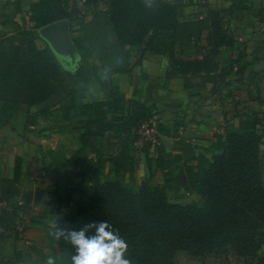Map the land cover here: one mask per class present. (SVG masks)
Returning <instances> with one entry per match:
<instances>
[{"label":"crops","instance_id":"1","mask_svg":"<svg viewBox=\"0 0 264 264\" xmlns=\"http://www.w3.org/2000/svg\"><path fill=\"white\" fill-rule=\"evenodd\" d=\"M36 1L0 0V33L14 36L13 22L20 27L26 22L32 30L31 12ZM65 1L69 6L74 2ZM110 1L96 0L86 6L84 31L73 34L74 39L87 35L85 25L104 12ZM153 1L178 6L181 24L204 22L201 44L206 51L210 50L208 12L219 11L234 47L221 49L215 60L219 66L216 75L171 76L169 56L152 54L146 50L147 45L129 48L127 69L121 72L111 66L99 67L85 58L79 70L63 69L65 83L54 98L32 113L29 107H23L24 114L50 111L54 112L52 116H41L39 126H30L25 137L14 130H21L15 123L0 127V221L3 214L9 217V224L0 222V264H46L49 257L54 264H72L71 257L63 256L51 242L48 231L60 215L74 210L80 191L93 192L96 178L102 183L118 178L135 192L149 182L163 188L171 203L201 207L203 198L192 189L188 175L218 154L215 134H224L226 129L241 131L254 120L258 129H264V0ZM149 40L150 35L145 43ZM42 41L36 40L39 49L46 48ZM184 50L192 54L195 47L189 45ZM72 91L81 106L119 95L123 111L109 110L110 123L123 112L131 114L135 103L148 108L153 117L137 132L138 139L132 146L125 144V135L119 136L113 129L90 139L85 161L65 167L81 132L72 133L69 122L61 121L65 116H56L55 111L70 108ZM147 130L152 131L156 142L146 135ZM161 148L164 151L158 165ZM17 160L21 170L15 181ZM260 163L264 174L263 154ZM25 212L30 213L27 224ZM176 258L177 264H249L232 252L207 258L180 252Z\"/></svg>","mask_w":264,"mask_h":264},{"label":"trees","instance_id":"2","mask_svg":"<svg viewBox=\"0 0 264 264\" xmlns=\"http://www.w3.org/2000/svg\"><path fill=\"white\" fill-rule=\"evenodd\" d=\"M179 15L178 6L165 2L111 0L104 12L97 13L85 25L87 35L74 41L84 59L99 67L111 66L116 72L127 69L129 48L147 45L146 50L152 54L169 56L171 76L216 75L219 66L215 60L221 49L235 45L233 37L224 30L221 13L208 12L209 51L201 44L204 22L181 24ZM63 20L71 21L72 34L84 31V18L77 7L69 6L65 0H37L32 5V30L26 22L20 27L9 19L16 34L0 33V127L15 123L21 130H14L25 137L30 126H39L41 116L53 115L50 111L31 113L59 94L66 68L48 45L45 49L37 47L36 40L41 38L35 30ZM189 45L195 50L185 54L184 48ZM70 97V108L55 111L56 116H65L61 121L69 122L67 127L72 133L81 132L65 167L85 161L90 139L113 129L119 136L125 135V144L132 146L138 139L137 132L153 117L148 108L135 103L131 114L123 112L110 123L109 110L123 111L118 104L119 95L107 101L92 100L84 106L76 102L75 91ZM24 106L30 108V114H24ZM263 137L264 129H258L256 120L241 131L226 129L224 134H215L218 154L188 175L192 189L203 198L201 207L171 203L163 188L149 182L135 192L118 178L105 183L96 178L93 192L80 191L74 210L60 215L49 228V239L63 256L72 257L76 248L70 233L84 231L93 236L100 222H107L108 230L125 241L123 258L129 264H177L180 252L193 258L232 252L249 264H264V174L260 163ZM163 151H159L158 165ZM148 166L150 169L149 161ZM20 170L21 162L17 160L15 181ZM8 219V214H3L0 222L9 224Z\"/></svg>","mask_w":264,"mask_h":264},{"label":"clouds","instance_id":"3","mask_svg":"<svg viewBox=\"0 0 264 264\" xmlns=\"http://www.w3.org/2000/svg\"><path fill=\"white\" fill-rule=\"evenodd\" d=\"M109 228L107 222H100L93 236L84 231L71 232V243L76 248V254L71 257L72 264H129L123 258L127 248L125 241ZM46 264H54L51 257Z\"/></svg>","mask_w":264,"mask_h":264},{"label":"water","instance_id":"4","mask_svg":"<svg viewBox=\"0 0 264 264\" xmlns=\"http://www.w3.org/2000/svg\"><path fill=\"white\" fill-rule=\"evenodd\" d=\"M35 35L49 46L64 68L70 71L81 68L84 57L75 44L70 20H63L35 30ZM261 150H264V146Z\"/></svg>","mask_w":264,"mask_h":264},{"label":"built area","instance_id":"5","mask_svg":"<svg viewBox=\"0 0 264 264\" xmlns=\"http://www.w3.org/2000/svg\"><path fill=\"white\" fill-rule=\"evenodd\" d=\"M96 0H74V2L72 3L71 6L77 7L78 10L80 11V16L84 17L85 13V8L87 5L91 4L92 2L94 3ZM99 1V0H98ZM103 1V0H100ZM105 1V0H104ZM108 7V6H107ZM107 7H105V10L107 9ZM146 135L152 138V141L156 142V138L153 136L152 131L151 130H147L146 131ZM25 216V223H28L29 217H30V213L29 212H25L24 213Z\"/></svg>","mask_w":264,"mask_h":264},{"label":"rangeland","instance_id":"6","mask_svg":"<svg viewBox=\"0 0 264 264\" xmlns=\"http://www.w3.org/2000/svg\"><path fill=\"white\" fill-rule=\"evenodd\" d=\"M89 5H91V4H89ZM43 42V41H42ZM44 43V42H43ZM44 47H47V45L44 43V45H43Z\"/></svg>","mask_w":264,"mask_h":264}]
</instances>
